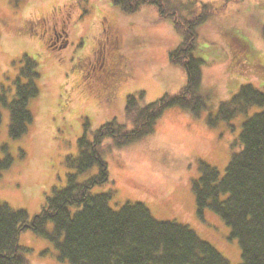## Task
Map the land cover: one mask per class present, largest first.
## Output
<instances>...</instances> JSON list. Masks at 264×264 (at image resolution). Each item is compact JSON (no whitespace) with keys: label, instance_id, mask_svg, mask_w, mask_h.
Returning <instances> with one entry per match:
<instances>
[{"label":"rangeland","instance_id":"1","mask_svg":"<svg viewBox=\"0 0 264 264\" xmlns=\"http://www.w3.org/2000/svg\"><path fill=\"white\" fill-rule=\"evenodd\" d=\"M69 6L74 20L69 26V46L56 55L42 46L38 26L34 31L28 28L30 22L60 15ZM177 7L181 14H188L183 4ZM103 16L108 20L105 25L110 22L115 29L124 70H129L113 99L90 94L77 74L79 67L73 69L77 58L90 55L104 39ZM263 26L264 0L232 1L213 14L200 27L194 52L203 59L206 106L198 115L180 106L170 107L150 134L130 144L117 145L113 137H104L99 150L107 161L109 179L92 189L112 192L114 209L140 201L158 219L189 225L216 246L229 264L241 262L239 241L218 213L205 208L199 214L193 183L201 175V161L215 166L221 176L225 173L233 154L242 148L243 121L261 109L252 105L247 113L229 119L219 114L221 104L231 101L245 84L264 92ZM181 41L182 34L170 18L160 15L155 3L126 13L111 0H0V89L6 86L13 96L25 56L38 62L40 72V92L30 101L34 121L24 135L11 138L10 111L1 107L0 160L9 154L13 161L0 169V199L26 210L31 220L43 209L53 185L67 184V173L75 171L68 166V157L78 156L84 134L93 140L95 130L111 119L133 126L125 111L127 95L145 91L144 102L150 103L164 94H179L187 74L182 65L171 61L170 52ZM245 52L252 61L246 66ZM97 56L101 57L100 52ZM97 172L94 165L78 177L82 181ZM46 229L53 231L54 223L48 221ZM19 242L26 247L23 264H73L58 257L54 240L31 228L21 232Z\"/></svg>","mask_w":264,"mask_h":264},{"label":"trees","instance_id":"2","mask_svg":"<svg viewBox=\"0 0 264 264\" xmlns=\"http://www.w3.org/2000/svg\"><path fill=\"white\" fill-rule=\"evenodd\" d=\"M19 1V0H14ZM126 13H134L146 3H155L160 15L170 18L182 41L170 52V59L182 65L187 82L177 95L164 94L156 101L145 103V91L127 95L125 111L133 122L111 119L95 130L94 139L84 134L79 139V154L68 157L65 186L52 187L43 209L30 220L24 209L12 207L0 199V264H23L26 247L19 242L21 232L31 228L56 242L58 257L73 264H229V260L210 241L203 239L193 228L175 220L156 218L143 202H126L114 209L112 192H93L98 184L109 179L107 161L99 147L104 137H113L117 145L138 141L154 130L157 120L173 106L199 114L206 106L202 91L203 59L194 54L200 36V27L215 13L224 10L236 0L221 3L198 0H111ZM188 8L180 13L178 4ZM264 35V26H263ZM244 47L250 48L241 40ZM246 58V52L244 54ZM250 61L245 63L248 65ZM38 62L25 56V64L15 79L12 97L7 87L0 89V128L2 106L10 111L11 138L24 135L34 121L30 101L40 92ZM252 105L261 109L242 123V148L233 154L225 173L201 161V175L193 183L197 209L218 213L231 227L232 236L241 246L239 264H264V92L253 84L243 85L229 102L220 106L219 114L226 119L247 113ZM7 154L0 160V169L12 163ZM98 166L93 176L80 180L78 174ZM52 221L54 230L47 231Z\"/></svg>","mask_w":264,"mask_h":264},{"label":"flooded vegetation","instance_id":"3","mask_svg":"<svg viewBox=\"0 0 264 264\" xmlns=\"http://www.w3.org/2000/svg\"><path fill=\"white\" fill-rule=\"evenodd\" d=\"M70 6L66 7V12L62 11L60 15L50 16V18L44 17L42 21L37 20L38 22H30L28 28L34 31L35 27L38 26L43 38L42 46L49 47L50 52L56 55H61L63 50L69 46V26L74 21ZM105 21L108 20L106 16H103L101 22L104 26L101 33L104 34V39L94 47L90 55L83 59L77 58L73 69L79 67L80 70L77 74L80 72L81 78L85 82L84 88L90 94H106L113 99L118 97L122 79L127 76L129 70H124L126 63L123 60L124 56L118 50L114 35L115 29L110 22L105 25ZM62 35L65 37L60 40ZM97 52H100V58L97 56ZM246 58V62L251 61L250 55L247 53Z\"/></svg>","mask_w":264,"mask_h":264}]
</instances>
